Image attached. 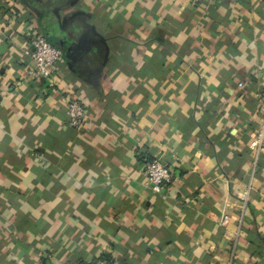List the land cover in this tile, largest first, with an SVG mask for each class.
Wrapping results in <instances>:
<instances>
[{"label":"crops","instance_id":"0c3cea01","mask_svg":"<svg viewBox=\"0 0 264 264\" xmlns=\"http://www.w3.org/2000/svg\"><path fill=\"white\" fill-rule=\"evenodd\" d=\"M263 101L264 0H0V264H264Z\"/></svg>","mask_w":264,"mask_h":264},{"label":"built area","instance_id":"2783aa9c","mask_svg":"<svg viewBox=\"0 0 264 264\" xmlns=\"http://www.w3.org/2000/svg\"><path fill=\"white\" fill-rule=\"evenodd\" d=\"M31 62L28 76L33 81L51 80L54 78L60 64L63 62L62 52L52 46L42 35L34 34L30 40V46L24 51ZM241 86V85H239ZM67 125L74 129L82 126L86 115V108L78 100H69L66 107ZM250 146L258 154L264 148V101L260 105V118L256 131L253 133ZM143 175L146 184L155 194L165 191L171 183L169 167L162 163L161 158H154L144 166ZM229 217L223 215L220 221L225 225ZM78 264H113L110 260L99 259L96 261L83 262ZM228 264H231L229 262Z\"/></svg>","mask_w":264,"mask_h":264},{"label":"trees","instance_id":"16d2710c","mask_svg":"<svg viewBox=\"0 0 264 264\" xmlns=\"http://www.w3.org/2000/svg\"><path fill=\"white\" fill-rule=\"evenodd\" d=\"M102 259H105V258H102Z\"/></svg>","mask_w":264,"mask_h":264}]
</instances>
